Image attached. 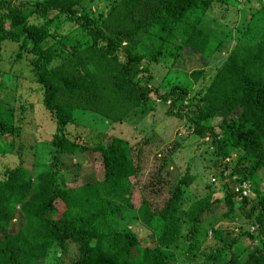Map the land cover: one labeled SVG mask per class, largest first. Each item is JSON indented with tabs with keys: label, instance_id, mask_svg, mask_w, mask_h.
<instances>
[{
	"label": "trees",
	"instance_id": "16d2710c",
	"mask_svg": "<svg viewBox=\"0 0 264 264\" xmlns=\"http://www.w3.org/2000/svg\"><path fill=\"white\" fill-rule=\"evenodd\" d=\"M16 1L0 0V48L13 45L0 53V90L5 72L21 77L53 129L25 163L18 134L34 107L23 98L30 91L0 98V155L16 159L0 177V264H264V0ZM222 42L232 46L211 75L204 66L168 75L191 57L205 63ZM155 101L185 119L197 149L211 148L213 184L193 199L191 177L173 167L186 136L164 146L152 130L134 141L102 137L139 124ZM82 113L108 128L76 130ZM87 153L98 155L100 180L81 182L69 170L71 157ZM243 181L253 196L233 192ZM116 190L130 210L113 202ZM216 204L227 223L202 229Z\"/></svg>",
	"mask_w": 264,
	"mask_h": 264
},
{
	"label": "rangeland",
	"instance_id": "374dc122",
	"mask_svg": "<svg viewBox=\"0 0 264 264\" xmlns=\"http://www.w3.org/2000/svg\"><path fill=\"white\" fill-rule=\"evenodd\" d=\"M17 0L16 2H18ZM25 1V0H22ZM239 6L236 5V9ZM239 21H235L229 27L231 28V33L235 30ZM221 24H227L226 22H222ZM228 27V28H229ZM228 28H224L223 31H227ZM216 36H218L216 34ZM232 43H225L222 42L218 49L212 54V57L203 62L201 58H188L192 55L193 52L191 51H184L182 56L187 57L188 60L179 62L176 64L175 68L168 71V75L173 77L178 73V77L181 79L183 74H187L191 70L201 68L204 66L205 70H209L210 75L220 67L224 58L226 57L227 53L229 52ZM13 45L12 44H5L0 48L1 55H9L12 54ZM155 73L157 74L163 73V71L159 69H154ZM181 73V74H180ZM155 75V74H154ZM202 79L199 81L198 84L192 85L191 93L197 91L199 88L203 87L210 77ZM1 82L3 87L0 90V98L2 100H6L12 102L16 98V94L22 93L26 94L30 91L29 85L22 80V78H17L13 74L9 72H5L3 75ZM29 88V89H28ZM29 90V91H28ZM35 93L32 91L29 92V95L23 96L27 100H32V104H34L33 109H27L23 113L24 123L21 126V131L18 134L19 141L23 144V147H26V151L24 154L25 163L31 164L35 162L37 159L36 152L34 151L37 148V145L42 144L43 141L48 142L50 134L52 132L53 126L50 119H48L47 115L41 110L39 103L34 100ZM25 99V100H26ZM159 101H155L154 110L150 111L144 119L136 124L135 126H128L125 124L115 125L111 128L109 132H102V137L105 138L109 136V134H114L121 136L124 135L127 139L135 140L139 139L144 133L147 134L149 130H152L153 133L156 135V138L159 139L161 145H166L170 143L172 140L179 138L181 139L183 136H186L182 141L181 148L177 150L173 155V167L177 170L180 174H186L187 177H191V181L187 187V195L188 199H193L196 193H201V188L205 184H213L210 180L212 178V174L208 173L209 164L212 160L211 156V148L207 146V144H200L201 146L197 149L196 138L190 137L189 134V127L184 118L182 119H175L172 117H167L164 115L165 106H162ZM225 117V112H219L216 114L215 119L212 121V124L215 125L217 122L222 123ZM76 122L78 126L76 130H81L80 126L84 125L85 128L91 129L93 131L97 130H105L108 128V125L105 123L104 120H101L97 117L91 116L87 113H82L76 118ZM17 139H15V146L17 144ZM44 143V142H43ZM35 155V157H34ZM44 159V158H43ZM16 163L15 156H8L0 155V177L5 167L11 166ZM69 170L70 172H74L80 178L81 182H91L92 179L100 180L102 178V174L100 171V165L98 164V155H93L90 153L83 154L80 156L79 154L74 155L69 159ZM259 178L261 179L260 188H264V174L259 173ZM193 177V179H192ZM216 181V178H215ZM115 196L112 198L113 202L120 204L122 208L125 210H130V204L128 201L125 200L123 195H121V191L116 190L114 193ZM252 193H249L251 196ZM221 197L220 193H217L215 197ZM253 196V194H252ZM185 207L183 206V209ZM226 210L225 205L223 204H216L209 208L208 214L204 219V222L201 223L202 229L207 230L209 227H215L220 224L227 223L224 220H221L223 212ZM192 211H189L191 214ZM125 216H128L125 213ZM236 216V215H235ZM239 220L236 217L229 222L232 225L238 224ZM16 227H10L7 232L15 231ZM136 233L141 236H145L147 234V230L138 226L135 227ZM1 235V234H0ZM206 242L210 240V233H206L205 235ZM146 242L148 244L151 243L152 238L146 237ZM245 245L246 242L243 241ZM250 245L249 247H251ZM73 247L68 248V255L73 254ZM57 264H68L66 262V257H60ZM176 260L175 264H179V261ZM45 264V262H44ZM47 264H54L53 261H48Z\"/></svg>",
	"mask_w": 264,
	"mask_h": 264
},
{
	"label": "built area",
	"instance_id": "2783aa9c",
	"mask_svg": "<svg viewBox=\"0 0 264 264\" xmlns=\"http://www.w3.org/2000/svg\"><path fill=\"white\" fill-rule=\"evenodd\" d=\"M248 186H249L248 182H242L233 188V192L237 194L240 193L241 195H247L249 192Z\"/></svg>",
	"mask_w": 264,
	"mask_h": 264
},
{
	"label": "clouds",
	"instance_id": "9594fccd",
	"mask_svg": "<svg viewBox=\"0 0 264 264\" xmlns=\"http://www.w3.org/2000/svg\"><path fill=\"white\" fill-rule=\"evenodd\" d=\"M243 182H245V181H243ZM241 183H242V182H241ZM236 186H237V185H236ZM234 187H235V186H234ZM234 187H233V188H234ZM248 189H249V186H248ZM248 191H249L248 194L251 193L250 190H248Z\"/></svg>",
	"mask_w": 264,
	"mask_h": 264
}]
</instances>
